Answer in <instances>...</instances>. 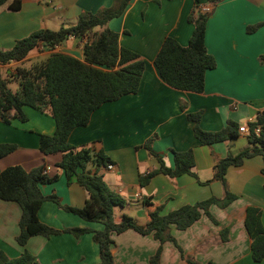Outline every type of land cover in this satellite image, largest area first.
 <instances>
[{"label":"crops","instance_id":"obj_1","mask_svg":"<svg viewBox=\"0 0 264 264\" xmlns=\"http://www.w3.org/2000/svg\"><path fill=\"white\" fill-rule=\"evenodd\" d=\"M12 1L0 6V50L10 49L16 40L33 31L72 25L81 12L94 13L113 7L116 2L19 0L20 8L12 10L9 7ZM203 7L211 9L204 43L216 65L205 72L201 92L172 88L160 78L154 58L166 36L187 45L193 30L187 17L191 11ZM107 27L118 33L119 46L136 52L144 60L138 90L101 104L86 125L71 131L68 141L72 145L86 144L94 151L102 150L113 163V169L102 168L99 173L108 187L125 200L122 207H114V220L125 214L144 224L147 211L153 207L159 206L166 213L211 196L221 198L224 187L213 179V165L217 159L249 147L247 135L239 132L238 127H248L264 110V0H221L214 6L208 0H128L122 13L110 19ZM85 42L86 37L69 36L51 50L38 45L22 60L0 63V77L15 73L18 66L29 67L44 61L51 52L82 59ZM17 85L18 81L10 87L14 89ZM23 111L26 121H0V143L16 144L12 152L0 157V170L10 165H20L26 170L44 165L48 176L57 174V177L40 184V191L43 195L55 194L58 202L45 200L37 212L39 220L55 229L100 230L101 223L85 221L62 207H81L87 192L73 178L67 181L62 170L55 167L61 153L43 154L38 148L39 136L50 135L55 129L50 112L28 106ZM188 114H198V126L206 131H218L232 121L236 124V135L210 145L200 144L193 133L194 121L188 119ZM187 149L193 153L192 171L198 180L208 183L199 184L189 174L171 177L157 171L159 159L166 167H172L173 151ZM262 168L263 160L258 154L243 158L240 165L229 166L226 187L236 198L225 208L209 207L216 223L202 214L184 230L171 226L170 233L184 258L173 242L166 241L159 264H186L187 256L200 264H264V258L260 262L252 260L251 240L244 227L247 206L259 208L264 227ZM86 169L92 170L94 166L89 163ZM153 171L157 172L141 185L139 177ZM143 198H150L152 207H144ZM19 217L16 202L0 199V251L6 256L17 257L26 249L38 264L98 262L93 232L79 236L68 232L49 237L35 235L24 246L18 245L15 236L19 232ZM223 229H226L224 241L220 237ZM112 239L114 264H148L158 246L151 234L142 235L132 229L112 234Z\"/></svg>","mask_w":264,"mask_h":264},{"label":"trees","instance_id":"obj_2","mask_svg":"<svg viewBox=\"0 0 264 264\" xmlns=\"http://www.w3.org/2000/svg\"><path fill=\"white\" fill-rule=\"evenodd\" d=\"M8 0H0V6ZM221 0H208L214 6ZM128 0H116L109 8H100L96 12L83 11L77 21L57 30L39 29L16 40L8 50H0V63L22 60L30 50L41 45L45 49H54L69 36L86 37L83 45L82 59L61 52H51L41 62L29 67L18 66L15 73L0 77V121L9 123L12 119L26 121L24 106L38 111L48 110L54 120L55 129L52 134L39 136L38 148L43 154L61 153V159L55 164L64 173L66 180L72 178L85 189L87 198L81 207L63 205V209L72 212L88 222L102 224L100 230L87 227H65L55 229L39 220L37 212L45 200L56 203L55 194L43 195L39 185L56 179L57 174L48 176L45 166L40 165L30 170L20 165H10L0 170V199L16 202L20 207L18 220L19 232L15 236L18 245L24 246L28 239L35 235L49 237L61 232L79 236L85 232H93V238L98 246L99 260L93 264H114L111 246L114 243L112 234L132 229L142 235L151 234L158 241V246L149 257L148 264H159L162 245L171 241L180 251V246L170 233V227L184 230L193 224L202 214L210 220H216L209 212L211 205L220 208L227 207L236 195L231 193L225 182L226 170L229 166H237L243 158L261 155L264 174V110L258 113L256 119L248 123L247 139L249 147L236 155L228 154L217 159L213 165V179L219 180L224 187L221 198L208 197L193 204H184L166 213L156 206L146 213L144 224H138L132 217L121 215L114 220L113 209L125 204L124 198L112 191L103 179L99 170L111 163L102 150L94 151L88 145H72L68 141L75 127L84 126L94 110L101 104L115 101L125 94L135 93L140 84L144 70V60L134 51L119 46L118 33L110 30L107 23L119 16ZM12 10L20 8V1L9 3ZM211 12L193 10L187 20L193 24V30L187 45H180L171 36H166L154 58V65L160 78L168 86L183 90L201 92L204 86V75L216 65L214 57L207 51L204 43L206 21ZM98 27V30H94ZM264 57V56H263ZM18 81L12 89L11 83ZM188 119L194 121L193 133L200 144L212 143L230 139L236 135V124L227 121L224 128L218 131L202 130L198 126L199 115L188 114ZM259 131L256 134L255 128ZM147 142V141H146ZM14 143H0V157L12 152ZM154 153V152H153ZM94 169H86L87 164ZM158 172L171 177L182 174L194 176L192 171L194 158L191 149L173 151V166L166 167L159 159ZM157 171L139 177L141 185ZM144 207H152L150 198H143ZM244 227L250 237L251 258L260 262L264 258V227L260 220V210L247 206L245 210ZM226 229L220 231L221 240H225ZM186 264H200L190 257H185ZM0 264H38L34 255L24 249L17 257H8L0 251Z\"/></svg>","mask_w":264,"mask_h":264},{"label":"built area","instance_id":"obj_3","mask_svg":"<svg viewBox=\"0 0 264 264\" xmlns=\"http://www.w3.org/2000/svg\"><path fill=\"white\" fill-rule=\"evenodd\" d=\"M207 10H209V8L203 7L201 9V11H207ZM238 131L241 132V133H245L247 135V133H248V127L245 126V125H241V126L238 127ZM258 131H259V128L256 127L255 128L256 134L258 133ZM105 168L106 169H113L114 168V165H113V163H108Z\"/></svg>","mask_w":264,"mask_h":264},{"label":"rangeland","instance_id":"obj_4","mask_svg":"<svg viewBox=\"0 0 264 264\" xmlns=\"http://www.w3.org/2000/svg\"><path fill=\"white\" fill-rule=\"evenodd\" d=\"M29 109V108H28ZM27 111H31V110H27ZM33 119V118H32ZM34 120V119H33ZM117 212V211H116Z\"/></svg>","mask_w":264,"mask_h":264}]
</instances>
